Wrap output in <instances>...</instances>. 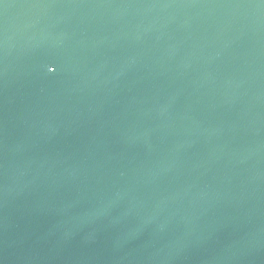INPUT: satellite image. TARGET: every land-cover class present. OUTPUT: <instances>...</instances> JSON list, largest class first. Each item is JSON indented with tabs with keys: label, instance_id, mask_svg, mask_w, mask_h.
<instances>
[{
	"label": "water",
	"instance_id": "1",
	"mask_svg": "<svg viewBox=\"0 0 264 264\" xmlns=\"http://www.w3.org/2000/svg\"><path fill=\"white\" fill-rule=\"evenodd\" d=\"M0 264H264V0H0Z\"/></svg>",
	"mask_w": 264,
	"mask_h": 264
}]
</instances>
